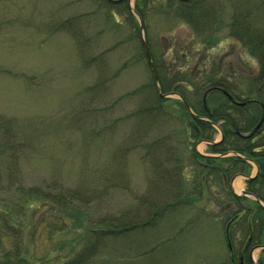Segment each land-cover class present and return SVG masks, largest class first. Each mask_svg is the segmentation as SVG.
<instances>
[{
	"label": "rangeland",
	"instance_id": "1",
	"mask_svg": "<svg viewBox=\"0 0 264 264\" xmlns=\"http://www.w3.org/2000/svg\"><path fill=\"white\" fill-rule=\"evenodd\" d=\"M136 1L132 0L134 9ZM232 1L238 8L246 4L251 11L250 23L264 28V0ZM232 1H204L217 15L216 26L221 27L209 39L208 49L203 48L187 19L180 18L170 26L160 15L162 6L146 7L152 18L144 37L153 57L175 65V69L166 70V76L173 78L180 71L197 83L200 73L205 76V70L209 74L218 66L237 81L251 69L258 71V63L247 50L227 37L234 12ZM138 19L134 13L132 18L122 17L119 8L102 0H0V115L32 137L31 157L25 164L34 178H48L55 169L68 187L97 192V199L89 205L95 221L110 211L127 210L134 215L140 198L144 197V203L149 200L150 185L154 189L161 185L143 144L156 136L157 128L160 135L168 134L169 125L166 120L161 122L157 113L148 116L157 91L136 27ZM216 22L209 29L213 30ZM180 87L195 105L200 104L201 93L192 95ZM240 89H244L242 80ZM167 98V112L181 122V109L173 102L178 97L169 94ZM212 104L214 107L215 102ZM181 126L177 123L171 127L183 131ZM214 128L218 141L221 133ZM184 139L181 134L170 141V146L182 159L184 173L193 174L194 162ZM195 143L193 146L204 156L221 155L206 141ZM163 147L164 158H170L168 146ZM149 154L158 158V153ZM196 161L210 163L202 157ZM220 164L226 165L223 161ZM250 165L249 175H254L256 166ZM205 175L213 184H206L201 200L188 209L169 211L152 227L119 238L115 253H123L104 260L98 256L92 264H234L226 233L230 216L219 213L230 197L223 194L221 182L215 184L210 174ZM195 178L191 175L186 180L187 188L197 186ZM234 187L236 191L245 189L246 179L238 177ZM104 188L109 190L105 201L99 199ZM164 195L165 189L158 198ZM243 203L253 206L249 200ZM236 229L234 223L229 236L235 264H240L239 250L245 235L239 236ZM122 242L125 244L120 248ZM254 258L264 259V250L256 249Z\"/></svg>",
	"mask_w": 264,
	"mask_h": 264
},
{
	"label": "trees",
	"instance_id": "2",
	"mask_svg": "<svg viewBox=\"0 0 264 264\" xmlns=\"http://www.w3.org/2000/svg\"><path fill=\"white\" fill-rule=\"evenodd\" d=\"M102 1L108 6L119 8L122 17L132 18L133 11L129 0ZM204 1L206 0H137L135 11L140 15L144 30L147 31L152 17L146 7L153 4L162 6L163 12L160 15L168 20L170 26H174L180 18L187 19L193 24L203 48L208 49V43L211 42L209 39L214 37L221 27L216 26L217 15ZM231 5L234 12L228 22L227 37L235 39L247 50L249 56L256 60L259 66L256 73L251 69L247 75L240 76L236 81L237 77L231 78L216 66L209 74L205 70V76L200 73L197 83L192 82L191 78H187L180 71L173 78H169L166 76V70L175 69V65L169 60L155 59L150 49L161 91L178 92L184 100L173 101L181 109V122L167 112L169 108L165 103L170 98H161L157 89L155 101L147 109L148 116L159 114L161 122L166 120L169 128L168 134L164 136L160 135L159 128L155 129L156 136L148 144H143L144 148L148 149L149 166L154 170L153 175L161 185H155V189L150 185L149 200L144 203V197H141V203L134 215L127 210L110 211L95 221L89 211V205L97 199V192L95 195L83 187H68L57 176L59 174L55 169L53 173L48 174V178L35 177L39 180L36 181V175L29 172L25 164L27 158L31 157L28 151L32 145V137L26 129L17 130L12 121L0 115V264H92L98 256L103 257L101 260L113 255L118 256L123 251L115 253L116 240L126 237L134 230L154 226L171 210L188 209L194 202L201 200L207 191L206 184H213L205 175L206 172L211 175L215 184L222 183L223 194L230 197L219 212L223 216H230L226 224L228 244H232L229 232L234 223L237 225L236 234L245 235V241L251 238L253 232H257L255 238L264 243V208L256 201H253V206H245L243 200L248 199L245 196H237L230 185L234 175L249 173L251 165L247 160L250 159L260 170L258 176L249 181L248 190L264 201V28L250 23L251 11L246 4L238 8L237 3L232 1ZM198 7L200 11H196ZM206 7L208 10H204ZM214 22L216 24L213 30L209 29ZM220 23L222 21L218 25ZM136 27L140 30L139 21ZM182 69L180 66L179 70ZM192 73L194 75V71ZM152 79L155 84L154 77ZM240 80L244 89H240ZM194 85L197 89H194ZM180 86L189 89L192 95L201 93L200 104L195 105L185 89ZM216 92L220 95H216ZM185 101L196 115L207 117L209 120L197 119ZM238 101H244L245 104H238ZM212 102H215L214 107ZM260 121L262 123L257 127ZM213 122H221L224 139L210 145L211 150L219 153L234 151L243 155V158L235 155L203 156L197 151L196 146H193L195 142L214 139L216 129ZM177 123L182 125L183 131L171 127ZM181 134L184 135L194 162L193 174L184 173L186 167L182 159L175 156L176 151L170 146V141ZM162 143L168 146L167 156L171 154L170 158H164L166 155L162 153V149L165 147ZM150 152L158 153V158H150ZM200 157L210 160V163L207 161L208 165H203L202 162H197ZM222 161L226 165L222 166ZM211 162L216 163L209 165ZM191 175L196 176L193 183L197 186L187 188L186 180ZM163 189L165 195L160 199L158 196ZM108 195L109 190L104 188L99 199L103 197L105 201ZM244 214L251 221L250 228L248 221L244 220ZM245 241L240 246L239 253ZM124 244L120 243L119 247ZM229 251L231 257L234 256V248L229 247ZM259 263L264 264V259L260 258ZM247 264L251 263L247 261Z\"/></svg>",
	"mask_w": 264,
	"mask_h": 264
},
{
	"label": "water",
	"instance_id": "3",
	"mask_svg": "<svg viewBox=\"0 0 264 264\" xmlns=\"http://www.w3.org/2000/svg\"><path fill=\"white\" fill-rule=\"evenodd\" d=\"M129 5L131 6L132 8V2L131 0H129ZM139 20H140V28H141V39H142V43L144 45V48H145V51H146V54H147V58H148V62H149V65H150V68L153 72V75H154V78H155V82H156V86H157V89L161 95L162 98L166 97L167 95H164L161 93V90H160V84L158 82V78H157V74H156V70H155V67H154V63H153V59H152V56H151V53H150V49L146 43V40H145V37H144V33H143V30H144V25H143V22L141 20V18L139 17ZM173 95V94H172ZM176 95L181 98L182 96L179 94V93H176ZM186 106L188 107V109L190 110V112L197 118V119H202V117H199L198 115L194 114L189 106V104L187 102H185ZM244 104V103H242ZM223 137V135H222ZM212 143H215V142H212ZM236 155H238L237 153H235ZM249 180H252L253 179V176H248L247 177ZM236 192V191H235ZM241 194H245V191H242ZM253 196V195H252ZM256 200L260 201L257 197L253 196ZM251 258H252V261L254 262V258H253V255L251 254Z\"/></svg>",
	"mask_w": 264,
	"mask_h": 264
},
{
	"label": "flooded vegetation",
	"instance_id": "4",
	"mask_svg": "<svg viewBox=\"0 0 264 264\" xmlns=\"http://www.w3.org/2000/svg\"><path fill=\"white\" fill-rule=\"evenodd\" d=\"M244 217H246V215L244 214L243 215ZM242 216V217H243ZM246 221H248V225H249V228H250V225H251V221L249 220V218L246 217V219H244ZM257 233V232H256ZM256 233L253 232L251 234V238L250 239H247V241H245V245L243 246V248L241 249V253L239 255V261H240V264H247V261L248 259L250 260V253L260 244V242H258V240L255 238L256 237ZM233 258V263L235 264L236 262V258L235 256H232Z\"/></svg>",
	"mask_w": 264,
	"mask_h": 264
}]
</instances>
